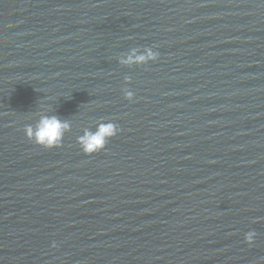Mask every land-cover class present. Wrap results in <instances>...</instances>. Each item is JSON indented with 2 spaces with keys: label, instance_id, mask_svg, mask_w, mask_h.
Returning <instances> with one entry per match:
<instances>
[{
  "label": "water",
  "instance_id": "95a60500",
  "mask_svg": "<svg viewBox=\"0 0 264 264\" xmlns=\"http://www.w3.org/2000/svg\"><path fill=\"white\" fill-rule=\"evenodd\" d=\"M0 264H264V0H0Z\"/></svg>",
  "mask_w": 264,
  "mask_h": 264
},
{
  "label": "clouds",
  "instance_id": "9594fccd",
  "mask_svg": "<svg viewBox=\"0 0 264 264\" xmlns=\"http://www.w3.org/2000/svg\"><path fill=\"white\" fill-rule=\"evenodd\" d=\"M156 53L147 52V57L155 59ZM145 56H138L137 61H144ZM127 62V61H125ZM131 95V94H129ZM68 128L67 121L61 120L56 115H41L34 125L24 128L25 135L34 143L45 148L59 146L64 132ZM119 129L111 121L105 122L104 126H98L94 131L87 130L77 138V143L85 154L97 152L104 148L107 140L114 136ZM253 233H246L245 240L252 241Z\"/></svg>",
  "mask_w": 264,
  "mask_h": 264
}]
</instances>
